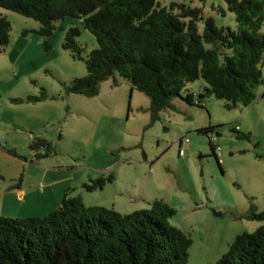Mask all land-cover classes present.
<instances>
[{"label":"rangeland","instance_id":"obj_1","mask_svg":"<svg viewBox=\"0 0 264 264\" xmlns=\"http://www.w3.org/2000/svg\"><path fill=\"white\" fill-rule=\"evenodd\" d=\"M156 2L197 8L219 28L236 27L232 13L222 16L217 11L226 10L224 0ZM0 15L11 24L10 43L0 54V98L6 100L0 112V200L16 188L18 179L25 184L30 177L40 178L43 169L65 181L69 196L81 198L88 207L130 214L162 201L175 212L171 225L192 241L187 264L216 263L238 235L264 224L245 218L251 209L264 211V84L253 104L232 110L214 97L199 105L173 98L172 108L150 124L149 99L117 76V85L113 78L103 81L92 98L64 92L62 85L84 77L86 69L62 49L63 29H80L77 42L84 57L97 48L78 22H57L46 50L36 21L2 8ZM203 26L199 21V33ZM34 37L38 41L32 42ZM261 72L264 81V61ZM205 87L203 80L195 81L182 95L192 93L196 99ZM41 91L45 100L26 102ZM26 125L57 130L49 156L37 161L32 157L22 131ZM208 128L213 131L200 133ZM213 137L220 147L215 156L209 144ZM109 176L112 182L101 189L82 188L89 179ZM39 183L46 185L43 179Z\"/></svg>","mask_w":264,"mask_h":264},{"label":"trees","instance_id":"obj_2","mask_svg":"<svg viewBox=\"0 0 264 264\" xmlns=\"http://www.w3.org/2000/svg\"><path fill=\"white\" fill-rule=\"evenodd\" d=\"M220 15H234L236 27H217L201 10L156 0H0V8L39 24L44 47L57 22H78L95 39L97 48L85 57L77 42L76 26L63 29L62 49L85 65L86 75L63 84L67 95L92 98L103 81L116 76L150 101V124L179 98L194 104L186 86L203 80L206 87L196 99L214 97L227 110L248 107L262 84L264 61V0H224ZM203 31L198 32V22ZM11 24L0 15V54L10 43ZM263 97V96H261ZM46 99L41 91L38 98ZM22 103V100H15ZM212 128L203 129L206 135ZM60 137V135L58 136ZM211 151L215 156L214 148ZM31 153L49 156L54 147L43 138L29 144ZM113 177L89 179L86 192L101 189ZM21 179H18L19 187ZM174 210L162 201L149 209L121 214L114 209L85 206L79 197L64 193L60 206L43 218L0 217V264H187L191 239L170 223ZM247 220L264 222V211L253 209ZM214 264H264V224L238 235Z\"/></svg>","mask_w":264,"mask_h":264},{"label":"crops","instance_id":"obj_3","mask_svg":"<svg viewBox=\"0 0 264 264\" xmlns=\"http://www.w3.org/2000/svg\"><path fill=\"white\" fill-rule=\"evenodd\" d=\"M37 39L34 37L32 42L38 41ZM4 104H6V100L0 98V112ZM0 116L2 117L1 113ZM22 131H24L27 146L37 137L51 142L57 134V130H31L28 125ZM31 154L37 161L42 158L43 152ZM49 174L50 170L42 169L40 178L36 177L31 180L30 177L25 184L5 191L0 200V217L13 219L43 218L55 211L60 206L64 193L68 189L65 181L52 178ZM42 179L46 182L45 186L39 183Z\"/></svg>","mask_w":264,"mask_h":264},{"label":"built area","instance_id":"obj_4","mask_svg":"<svg viewBox=\"0 0 264 264\" xmlns=\"http://www.w3.org/2000/svg\"><path fill=\"white\" fill-rule=\"evenodd\" d=\"M262 96H264V86H263V91H262ZM194 104L195 105H199L200 103H199V101L197 100V99H194ZM216 138H211L210 139V143L212 144V146H213V148H214V152H215V154H219V152H220V147L219 146H217L216 145ZM0 147H1V142H0ZM39 152H42V150H40ZM38 153V152H37ZM36 153H34V155H35Z\"/></svg>","mask_w":264,"mask_h":264}]
</instances>
